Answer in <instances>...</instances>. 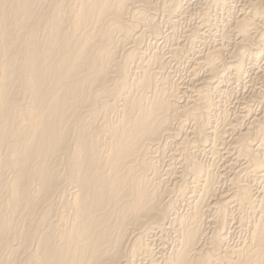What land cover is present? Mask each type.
Listing matches in <instances>:
<instances>
[{
	"label": "bare ground",
	"instance_id": "bare-ground-1",
	"mask_svg": "<svg viewBox=\"0 0 264 264\" xmlns=\"http://www.w3.org/2000/svg\"><path fill=\"white\" fill-rule=\"evenodd\" d=\"M238 1L0 0V264H264V73L246 66L264 57V0L199 49L161 26L196 9L183 31L201 42ZM170 62L191 64L186 82ZM244 78L251 95L220 108Z\"/></svg>",
	"mask_w": 264,
	"mask_h": 264
},
{
	"label": "rangeland",
	"instance_id": "rangeland-1",
	"mask_svg": "<svg viewBox=\"0 0 264 264\" xmlns=\"http://www.w3.org/2000/svg\"><path fill=\"white\" fill-rule=\"evenodd\" d=\"M191 1H196V3H194V7H198L199 5L198 4H200L201 2H199V1H202V0H191ZM204 1V0H203ZM189 2H190V0H189ZM239 3H242V0H239L238 1V3L236 2V4H235V7L233 8V9H231V12L233 11V13H226V11L225 12H223V11H221V10H215L214 11V9L212 8H210L211 10V13L212 14H210V15H212L211 16V18L212 17H214V18H212L213 19V21L211 20V24H212V29H211V31H209V33H207L206 35H208L204 40H202L201 42H199V41H197V42H193V43H190V42H187V41H185V32L184 31H186L188 28H190V27H192L191 25L193 24H197V19H198V16H197V14H196V12H197V10L195 9V10H193L192 12H188L182 19H177V20H181L180 22L179 21H177V23L176 24H174L173 26L172 25H170V28H167L169 25H167L166 23L164 24L163 22H162V24H161V26H162V29L164 28V30H166V32L165 33H167V35L168 34H170L169 35V37H168V39L166 40V38L162 41V39H160V40H156V42L154 41V40H150V47H149V49H150V51L151 50H155V49H157V48H159L160 47V45H162L163 44V42L166 40L167 41V43L168 44H171V43H174V42H180V43H182V44H184L185 45V47L187 48V49H189V50H195V49H199L200 48V46L202 47L203 46V41L205 42V40H206V44H209V43H213V42H215V41H218V36H216V35H214V34H216V33H218L219 32V30L224 26V25H226L227 24V22H228V18H233V17H235V16H237V14L238 15H241L242 13H246V9L244 10L243 8H242V6H241V4H239ZM197 4V5H196ZM237 6V7H236ZM240 6V7H239ZM191 7H193V5L191 6ZM237 8V9H236ZM234 11H235V13H234ZM239 11V12H238ZM215 12L216 13H218V14H216V15H214L215 14ZM219 12H221V14L219 13ZM196 14V15H195ZM214 15V16H213ZM227 17H226V16ZM231 15H235V16H231ZM189 16V17H188ZM217 17V18H216ZM185 18V19H184ZM226 18H227V20H226ZM160 19V18H159ZM216 21H215V20ZM224 21V23H223V25L221 24V22H223ZM191 22H192V24H191ZM215 22H217V23H215ZM181 23V24H180ZM183 23V24H182ZM214 23L216 24V25H214ZM218 23H220V25L218 24ZM165 26H164V25ZM186 24V25H185ZM183 25V26H182ZM167 26V27H166ZM172 26V27H171ZM187 26V27H186ZM195 26V25H194ZM211 26V25H210ZM220 26V27H219ZM222 26V27H221ZM216 27L217 28H219V29H217L218 30V32L216 31ZM166 28V29H165ZM187 28V29H186ZM184 30V31H183ZM210 32H214V34H210ZM216 32V33H215ZM180 33V34H179ZM172 35V36H171ZM213 35V36H212ZM176 37V38H175ZM211 37V38H210ZM180 38V39H179ZM182 38V39H181ZM213 38V39H212ZM217 39V40H216ZM146 41H145V43L147 42V39H145ZM149 40H148V42H149ZM180 40V41H179ZM185 42H184V41ZM152 41H154V42H152ZM158 41V42H157ZM162 41V42H161ZM213 41V42H212ZM147 42V43H148ZM161 42V43H160ZM154 43V44H153ZM196 43V44H195ZM149 44V43H148ZM189 44H191V45H189ZM199 44V45H198ZM201 44V45H200ZM195 45V46H194ZM155 46V47H154ZM162 47V46H161ZM259 47H262V48H264V42L263 43H259L258 44V48ZM155 48V49H154ZM192 48V49H191ZM190 53V52H189ZM192 53V52H191ZM190 53V54H191ZM192 57V56H191ZM264 58V57H263ZM262 57H259V58H257V59H255V58H253L254 60H251V59H249L248 61H247V68H248V73L250 74V75H252V74H254L255 75V73H258V74H256V78L257 79H255L257 82H259V81H261V80H263L264 81V78H259L258 79V77H260V74H262V73H264V59H263ZM256 60V61H255ZM249 61H251V62H249ZM249 63V64H248ZM172 64V65H171ZM179 65V66H178ZM185 65V66H184ZM171 66V67H170ZM189 67H191V64L189 63V66H188V63H186V62H182V63H175V62H170V64H169V68H170V70H171V74H172V76H173V78L174 79H177V80H180V81H182L183 83L184 82H186L185 80H186V78H187V76H188V72H189V70L188 69H190ZM259 71V72H258ZM253 72V73H252ZM260 72H262V73H260ZM260 73V74H259ZM187 75V76H186ZM261 79V80H260ZM248 78H244L243 80H241V81H239L238 83H237V81H230V82H228V81H226V82H223V86H222V89H223V92L222 91H220L219 93L221 94V92H222V94L221 95H219V94H216V99L215 100H219V107L221 108V107H223V105H226V107L227 108H231L230 109V111H232V110H238L239 108H240V104H239V102H241L242 100H244V99H246L249 95H251L250 93V90H251V88H249L248 87ZM236 82V83H235ZM227 85V86H226ZM233 85V86H232ZM247 85V86H246ZM225 90V91H224ZM249 92V93H248ZM187 93H189V91L187 92ZM256 92H254V94H255ZM236 94V95H235ZM239 94V95H238ZM218 95V96H217ZM256 95V94H255ZM244 96H246V98H244ZM219 99H218V98ZM239 97V98H238ZM221 98V99H220ZM243 98V99H242ZM240 99H242L241 101H240ZM227 102H226V101ZM222 101H225V103L226 104H224V102H222ZM238 101V102H237ZM232 102V103H231ZM229 103V104H228ZM227 105H229V106H227ZM256 104L255 103H251V111H253V112H256V111H258V110H260V108L259 107H257V106H255ZM259 108V109H258ZM216 109H218V108H216ZM215 109V113L218 111V110H216ZM215 117V116H214ZM263 148H264V146H263ZM262 152H264V150H262ZM201 157V159H203V161H207L209 158V156H208V154H206L205 152L204 153H201L200 155H199V158ZM221 161V162H220ZM222 159L221 160H219L218 162H216V167H217V170H218V168H220V165L222 164ZM220 162V163H219ZM53 164V162H51L50 163V165H52ZM173 164V163H172ZM178 165V163H176V165L174 164V167L175 166H177ZM179 166V165H178ZM177 166V167H178ZM219 166V167H218ZM177 167H175L174 168V170H176V168ZM178 169V168H177ZM170 177V180H172L171 179V177L172 176H169ZM69 182V180H66V182L65 183H68ZM225 184H227V182L225 181V182H222V187H225ZM65 188H67V186H65ZM173 192V191H172ZM170 197L172 198V200L173 199H175V197H176V191H174L173 192V194L171 193V195H170ZM56 199H57V197L53 200V201H56ZM176 201L174 202L176 205V207H177V210L178 211H184L183 209H186V204H185V202H187V201H182V199L181 200H177V199H175ZM184 202V203H183ZM243 216L244 217H246L244 214H243ZM25 217V216H24ZM26 218V217H25ZM239 229L240 230H238V227L236 228V229H234V233L231 235V238H230V241L233 243H235V241H237V240H240L242 237H244V235L246 234V229H244V228H240L239 227ZM171 229H168V230H166V231H156L157 233H154L152 236L154 237H148V238H150L149 240H150V242H151V245H152V247H153V252H155V255H158V256H160L161 255V253L163 254V253H166L168 250V247L170 246V244H171V242H172V239H171V237H172V235L174 234V232H173V230H171ZM162 232V233H161ZM238 233V234H237ZM156 234V235H155ZM149 235H151V234H149ZM148 235V236H149ZM157 239H156V238ZM148 240V241H149ZM167 244V245H166ZM164 248V249H163ZM157 249H158V251H159V253H158V251H157ZM154 254V253H153ZM154 255V256H155ZM157 256V257H158ZM140 257V258H139ZM133 258V257H132ZM136 260L134 261V263L135 264H149V261H150V259H149V257H146V255L144 256V255H142V254H139L137 257H134ZM133 258V259H134ZM143 261V262H142ZM154 262H156L155 260H153ZM140 262V263H139ZM17 262L16 261H13L12 262V264H16ZM133 263V264H134Z\"/></svg>",
	"mask_w": 264,
	"mask_h": 264
}]
</instances>
